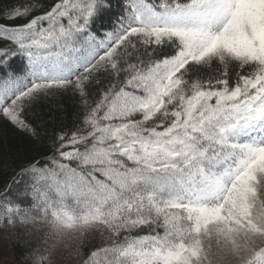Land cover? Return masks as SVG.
<instances>
[{
	"label": "snow or ice",
	"instance_id": "snow-or-ice-1",
	"mask_svg": "<svg viewBox=\"0 0 264 264\" xmlns=\"http://www.w3.org/2000/svg\"><path fill=\"white\" fill-rule=\"evenodd\" d=\"M109 6L0 8V115L31 131L38 95L71 89L82 105L51 159L22 169L23 195L0 192V226L98 235L82 264H264V0H125L98 33ZM14 55L30 83L9 74Z\"/></svg>",
	"mask_w": 264,
	"mask_h": 264
},
{
	"label": "trees",
	"instance_id": "trees-1",
	"mask_svg": "<svg viewBox=\"0 0 264 264\" xmlns=\"http://www.w3.org/2000/svg\"><path fill=\"white\" fill-rule=\"evenodd\" d=\"M23 2L24 0H0V8L11 9L20 6ZM40 2L43 7L39 11L42 12L49 9L53 0H40ZM105 3L110 6L103 12V23L94 26V31L98 33H106L117 27L125 10V0H105ZM5 23L22 25L26 23V20L15 19ZM7 46L15 49V45ZM8 65L9 74L23 80L25 84L30 83L28 77L30 67L26 57L14 55L8 60ZM2 75L3 73L0 72V76ZM97 76L100 83L89 82L86 86L92 95L98 92L101 84L106 83L103 73H97ZM80 100V96L71 89H52L47 94L38 95L30 104H26L23 113L31 131L18 127L0 115V192H3L6 187L10 188L9 199H15L16 189L21 180L26 177L22 169L33 163H44L51 159L58 144L57 137L63 132L72 131L80 118L82 108ZM5 233L10 235L8 241L4 236ZM0 240H2L0 241V264H37L40 256H49L50 252H56L58 258L53 260L48 257L44 264H82L88 252L100 246L102 242L100 237L94 234L84 241H77L66 250L57 249V243L66 239L57 241L48 226L24 225L18 221L10 226L6 220L3 226H0ZM45 244L49 247L48 249L45 248Z\"/></svg>",
	"mask_w": 264,
	"mask_h": 264
},
{
	"label": "rangeland",
	"instance_id": "rangeland-1",
	"mask_svg": "<svg viewBox=\"0 0 264 264\" xmlns=\"http://www.w3.org/2000/svg\"><path fill=\"white\" fill-rule=\"evenodd\" d=\"M27 182H28V178L27 177H24L21 180L20 185L16 189V192H17L16 195H23V193L25 192L26 187H27ZM4 236H5L6 240L8 241L9 238H10L9 233H5ZM0 241L2 242V240H0ZM76 242L77 241H71L69 239L68 240L66 239V240H64L62 242H58L56 247H58L57 249H65L66 250L68 247H71L73 244H76ZM46 245L47 244H45V246ZM37 247H42V246L41 245H37ZM45 248L48 249L49 247L46 246ZM214 251H215V249H214ZM50 253L51 254L53 253V254L49 255L48 256L49 258H51L53 260H54V258H58L56 256V254H57L56 252H50ZM60 258H62V256H60ZM213 264H235V261L231 257H226L223 260H221L220 257H216L213 260Z\"/></svg>",
	"mask_w": 264,
	"mask_h": 264
}]
</instances>
